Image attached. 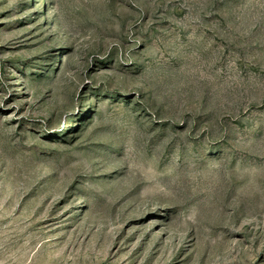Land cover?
Here are the masks:
<instances>
[{"label":"rangeland","instance_id":"rangeland-1","mask_svg":"<svg viewBox=\"0 0 264 264\" xmlns=\"http://www.w3.org/2000/svg\"><path fill=\"white\" fill-rule=\"evenodd\" d=\"M0 264H264V0H0Z\"/></svg>","mask_w":264,"mask_h":264}]
</instances>
